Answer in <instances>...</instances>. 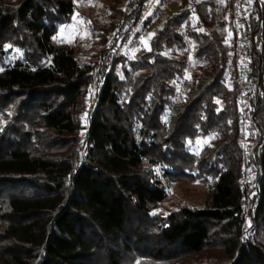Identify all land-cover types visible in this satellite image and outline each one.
<instances>
[{"label":"trees","instance_id":"16d2710c","mask_svg":"<svg viewBox=\"0 0 264 264\" xmlns=\"http://www.w3.org/2000/svg\"><path fill=\"white\" fill-rule=\"evenodd\" d=\"M88 1L0 0V264H264V1L250 22L251 77L261 87L250 158L228 76L231 22L230 41L217 31L230 0H179L150 51L130 59L113 39L81 65L54 39ZM120 1L105 44L119 13L122 42L140 19L144 0L126 11ZM172 46L185 57L193 50L191 80L190 63L165 54ZM176 183L204 185L207 203L160 213ZM246 221L256 236L243 244Z\"/></svg>","mask_w":264,"mask_h":264},{"label":"rangeland","instance_id":"374dc122","mask_svg":"<svg viewBox=\"0 0 264 264\" xmlns=\"http://www.w3.org/2000/svg\"><path fill=\"white\" fill-rule=\"evenodd\" d=\"M201 2L203 0H195ZM115 0H91L78 4L74 13L72 22L61 28L60 32L55 37V42L58 45L67 44L71 46L77 57L79 64H94L99 60L103 51L108 49L115 39L117 46L121 45L119 55H124L130 59H137L141 54L150 51L151 42L155 35L156 30L161 26L163 19L178 14L179 0H170L169 5L162 11V16L152 23L150 28L142 29V25L139 28H135L131 31V35L128 40L122 42L119 36V30L122 29L124 21V13L117 15V30L110 36L109 43H103L102 32H104L105 26L109 25L110 15H112V8ZM225 0H220V3L225 4ZM129 7V0H121L118 8L126 11ZM197 21V18H193ZM225 24L218 26L217 31L224 35L227 41L232 39L229 24L230 16L227 13L224 16ZM107 24H106V22ZM143 31V35L135 46L131 45L134 34L139 31ZM124 31V30H123ZM193 50L185 57L184 53L175 46L169 47L165 52L166 55L176 58L184 59L190 63V69L187 72L185 78L191 80L196 73L198 63L193 58ZM13 58L10 59L12 61ZM179 91L182 92V84H176ZM208 142V140H200L197 142L196 147L199 150ZM207 189L201 184H189V183H176L170 186L168 199L158 207V211L163 214H168L171 211L178 209L181 206H191L201 208L207 203ZM187 264H198L195 260L189 261Z\"/></svg>","mask_w":264,"mask_h":264},{"label":"built area","instance_id":"2783aa9c","mask_svg":"<svg viewBox=\"0 0 264 264\" xmlns=\"http://www.w3.org/2000/svg\"><path fill=\"white\" fill-rule=\"evenodd\" d=\"M160 1L144 0L140 8V19L136 22L135 28H139L158 9ZM260 1L264 0H230L234 62L228 69V76L237 89L239 125L243 133L242 147L247 158L251 157L255 149L256 136L259 132L256 126V114L261 87L251 77L249 49L254 39V31L250 24L251 12ZM245 182L251 188L254 178L248 176ZM255 236L254 224L246 221L241 234L243 244L249 243Z\"/></svg>","mask_w":264,"mask_h":264}]
</instances>
